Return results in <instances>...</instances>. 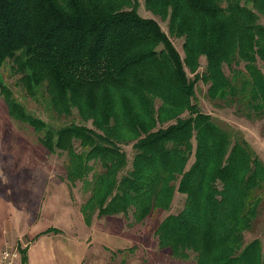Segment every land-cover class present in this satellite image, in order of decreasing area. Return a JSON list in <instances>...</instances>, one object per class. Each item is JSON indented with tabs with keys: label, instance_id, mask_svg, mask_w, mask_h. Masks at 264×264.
<instances>
[{
	"label": "trees",
	"instance_id": "obj_1",
	"mask_svg": "<svg viewBox=\"0 0 264 264\" xmlns=\"http://www.w3.org/2000/svg\"><path fill=\"white\" fill-rule=\"evenodd\" d=\"M142 3L166 19L165 31L137 14L135 0H0V67L9 62L19 97L46 119L0 76L6 111L63 156L64 179L85 195L86 224L119 214L142 223L177 192L180 209L152 227L161 254L264 264L259 238L243 240L262 200L264 164L193 99L201 82L214 105L264 119V0ZM171 37L181 38V55Z\"/></svg>",
	"mask_w": 264,
	"mask_h": 264
},
{
	"label": "rangeland",
	"instance_id": "obj_2",
	"mask_svg": "<svg viewBox=\"0 0 264 264\" xmlns=\"http://www.w3.org/2000/svg\"><path fill=\"white\" fill-rule=\"evenodd\" d=\"M135 2L138 15L155 19L166 30V19L146 11L142 0ZM259 21L264 24L263 17ZM171 38L181 55V38ZM203 61L200 57L199 71ZM9 74V62H5L0 67L2 80L26 110L46 119L39 105L19 97V89ZM205 89V84H195L193 99L199 110L239 131L264 164V119H248L232 106L214 105L206 97ZM124 150L129 157L130 148ZM63 159L57 152L47 151L30 126L10 117L0 97V252L15 250V264H192L161 254L152 233L156 219L180 209L181 194L174 192L167 211L153 212L139 224H130L132 221L120 214L94 216L86 224L78 214L85 195L78 182L70 186L64 179ZM261 196L257 214L251 228L243 233V240L259 238L264 250V190ZM51 225L60 232L55 234L53 230L54 233L43 235ZM28 247L29 259L20 261L19 251L25 249L26 255Z\"/></svg>",
	"mask_w": 264,
	"mask_h": 264
},
{
	"label": "built area",
	"instance_id": "obj_3",
	"mask_svg": "<svg viewBox=\"0 0 264 264\" xmlns=\"http://www.w3.org/2000/svg\"><path fill=\"white\" fill-rule=\"evenodd\" d=\"M17 253L15 250H2L0 252V264H15Z\"/></svg>",
	"mask_w": 264,
	"mask_h": 264
},
{
	"label": "crops",
	"instance_id": "obj_4",
	"mask_svg": "<svg viewBox=\"0 0 264 264\" xmlns=\"http://www.w3.org/2000/svg\"><path fill=\"white\" fill-rule=\"evenodd\" d=\"M78 211H79V207H78ZM79 217L81 218V216L82 215H80V211H79ZM81 221H82V218H81ZM57 224H55V226H56ZM51 228H55L56 230H54L55 231V234H56V232L57 233H59L60 232V230L58 229V228H56V227H52V225L50 226ZM83 227V226H82ZM87 227V226H86ZM86 227H83V228H86ZM54 231L53 232H46L45 234H43V235H47L48 233H54ZM42 235V236H43ZM35 238V237H34ZM36 241V240H35ZM34 241V242H35ZM30 247V246H29ZM29 247H28V249H27V254H26V260H27V258L29 259Z\"/></svg>",
	"mask_w": 264,
	"mask_h": 264
}]
</instances>
